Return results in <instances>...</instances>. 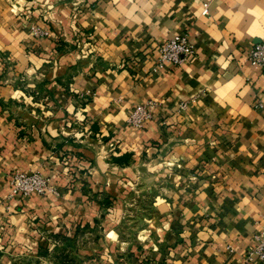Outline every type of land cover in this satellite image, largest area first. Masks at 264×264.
Segmentation results:
<instances>
[{"label": "crops", "instance_id": "obj_1", "mask_svg": "<svg viewBox=\"0 0 264 264\" xmlns=\"http://www.w3.org/2000/svg\"><path fill=\"white\" fill-rule=\"evenodd\" d=\"M175 34L193 54L158 65ZM260 41L264 0H0V252L20 250L7 234L31 247L43 216L93 223L92 193L121 183L106 167L158 161L162 197L131 264H262L248 258L264 228V68L247 57ZM36 170L57 193L9 196L13 172Z\"/></svg>", "mask_w": 264, "mask_h": 264}, {"label": "rangeland", "instance_id": "obj_2", "mask_svg": "<svg viewBox=\"0 0 264 264\" xmlns=\"http://www.w3.org/2000/svg\"><path fill=\"white\" fill-rule=\"evenodd\" d=\"M143 163L138 165V171L105 168L109 179L121 183L118 192L111 196L107 192L92 193V198L104 202L94 219L96 222L76 224L79 218L68 221L62 216L50 221L46 216L31 220L28 232L34 234V244L26 247L23 240L16 242L13 235L7 234L6 244L19 246L20 250L1 249L0 264H129L128 249L136 242L138 231L148 228L146 220L157 214L155 201L162 197L164 186L162 176L159 177L162 165L158 161ZM106 197L109 203H105ZM110 202L118 206L112 210ZM93 212L92 204L87 205L80 220L91 217ZM48 223L52 227L48 228ZM110 228L118 238L111 236Z\"/></svg>", "mask_w": 264, "mask_h": 264}, {"label": "built area", "instance_id": "obj_3", "mask_svg": "<svg viewBox=\"0 0 264 264\" xmlns=\"http://www.w3.org/2000/svg\"><path fill=\"white\" fill-rule=\"evenodd\" d=\"M208 9L206 5L202 10L206 14ZM193 54V46L186 34H175L167 39L159 47L158 65L162 63L179 64L185 57ZM248 60L260 67L264 68V41L254 44L247 51ZM157 106L154 100H149L143 104H137L129 112L127 122L135 129H142L145 123L151 119L152 111ZM187 103L181 102L178 104L177 112L186 109ZM77 122H84V118L77 117ZM72 122L68 121L69 126ZM10 193L9 196L21 195L23 197L37 194L47 195L49 193H57L56 189L50 184V178L36 170L31 173L13 172L9 178ZM255 245L248 253V258L253 255L264 264V228L254 235Z\"/></svg>", "mask_w": 264, "mask_h": 264}, {"label": "trees", "instance_id": "obj_4", "mask_svg": "<svg viewBox=\"0 0 264 264\" xmlns=\"http://www.w3.org/2000/svg\"><path fill=\"white\" fill-rule=\"evenodd\" d=\"M113 161L118 163V164H120V162H119V160L117 158H114ZM104 200H105V203H109L107 197ZM99 202L103 206L104 202L103 201H99ZM110 204H111V202H110ZM94 222H96V220H94ZM75 229H76V227H75ZM137 249H139V248H137ZM127 254L129 255V259H128L129 261L128 262H129V264H131L130 259L132 258L133 253L130 250H128Z\"/></svg>", "mask_w": 264, "mask_h": 264}]
</instances>
